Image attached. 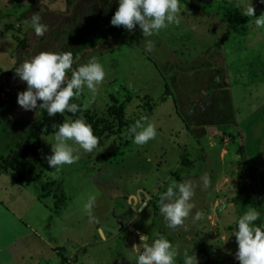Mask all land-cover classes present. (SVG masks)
I'll return each instance as SVG.
<instances>
[{"label": "rangeland", "instance_id": "obj_1", "mask_svg": "<svg viewBox=\"0 0 264 264\" xmlns=\"http://www.w3.org/2000/svg\"><path fill=\"white\" fill-rule=\"evenodd\" d=\"M224 1L243 6L237 18L248 17L249 0H179V23L148 37L154 43L148 52L140 31L125 40L114 36L116 0H0L3 97L25 90L14 71L41 52H70L73 68L95 58L105 71L94 97L85 89L72 100L99 139L92 153L73 145L79 159L54 171L45 159L52 134L44 135L35 155L25 159L23 186L11 167L1 169L0 264H136L141 234L149 244L164 235L177 248L176 264H183L185 251L198 264H238L232 232L243 213L232 200L243 184L264 210V26L258 28L254 18L237 30L236 22L222 20L221 8L229 6ZM250 4L256 17L264 14L260 0ZM36 13L48 26L39 37L31 23ZM8 25L14 26L10 32ZM15 110L0 119V163L40 115ZM137 121L156 129L144 145L128 135ZM183 155L191 168L182 165ZM204 173L207 186L200 180ZM185 181L194 182V208L182 225L169 229L159 194ZM48 182L55 184L46 192ZM141 190L143 199L135 196ZM89 196L95 198L91 218L83 210ZM132 197L137 206L147 204L137 216L124 208L128 200L134 208ZM196 211L202 218L193 222ZM114 216L130 220L127 226L137 233L127 227L102 236L101 227L120 229ZM198 243L206 254L198 253Z\"/></svg>", "mask_w": 264, "mask_h": 264}, {"label": "clouds", "instance_id": "obj_2", "mask_svg": "<svg viewBox=\"0 0 264 264\" xmlns=\"http://www.w3.org/2000/svg\"><path fill=\"white\" fill-rule=\"evenodd\" d=\"M260 2L264 3V0ZM116 3L118 7L110 19V25L122 26L128 32H132L138 26L145 38L144 47L148 52L154 49V43L147 39L148 37L171 24L179 23V0H116ZM244 15L254 17L258 28L264 26V14L256 17L250 0ZM31 23L38 37L48 31V26L41 22L39 13L32 15ZM73 63L70 52L59 54L41 52L22 63L14 71L26 84L25 90L18 92L16 98L18 106L23 110H35L36 113L43 111L49 117L65 112L73 115L81 112L75 120L68 119L55 125L56 131L52 134V141L47 142L51 145V155L46 156L45 159L48 167L57 172L62 166L72 165L79 159L78 150L73 145H78V148L85 153H92L99 143V139L93 134L92 126L83 118V109L77 103L70 101L74 97H80L85 89L94 97L98 86L105 78V71L95 58L75 68ZM128 135L132 138L133 144L144 145L155 138L156 129L151 123L144 124L137 121L129 127ZM200 180L204 186H207L209 183L207 173L202 174ZM193 195L192 181L173 182L166 191L159 194V212L169 229L182 225L189 217L194 208L191 202ZM94 201L95 198L89 196L83 205L84 212L90 218ZM201 218L202 213L199 211L192 215L193 222ZM259 218L260 213L250 207L236 221L232 235L237 245L235 259L238 264H264V224L257 226L254 223ZM148 239V236L139 235V247L143 250L136 257V264H176V257L179 255L177 248L164 235L157 234V238L150 244ZM183 264H198L195 254L185 251Z\"/></svg>", "mask_w": 264, "mask_h": 264}, {"label": "trees", "instance_id": "obj_3", "mask_svg": "<svg viewBox=\"0 0 264 264\" xmlns=\"http://www.w3.org/2000/svg\"><path fill=\"white\" fill-rule=\"evenodd\" d=\"M192 2H193V0H190V3H188V4H191ZM182 3L187 4L186 0H182ZM224 3L225 4L228 3L229 6L225 7V8H221V10L223 11L222 20L226 21L228 23H232V22L235 23L236 22L234 26L237 30L240 28L242 23H244L245 21H250L251 19H254V17H252V16L244 17L243 19H241V17L237 18L238 15L241 16V13H242L241 9L243 8V6H236L235 8H230V5L232 3H229L228 1H224ZM240 7H242V8H240ZM13 29H14L13 25L7 26L8 32L12 31ZM111 31L114 32V36L118 37V39L125 40L129 35L134 34V33H138L140 30L137 26L133 29L132 32H128L121 26V27H114V29ZM23 43H24V45H26V40ZM24 45H23V47H24ZM13 71L14 70H12V69L10 71H8V75H13L14 74ZM169 95H171V94H169ZM70 102H73V101H70ZM16 108L20 109V107L18 106V104L16 102L15 95L12 96V94L10 93V95H8L7 97H3L0 93V119L1 120H4L7 117L9 110H11L12 113H15ZM113 111L115 113L117 112V110L115 108H113ZM80 113L81 112H77L76 115H73L71 113L65 112L64 114H56L52 117H49L46 112L40 111L39 117H37L34 125H32L28 129L25 136L22 138L19 145L17 146V149L14 150L10 156L5 158V160L3 162L0 163V172H1V169H7L8 167H11L13 169L15 175H16V177L14 176V181L18 185L23 186L24 182H26V178L23 175V173L26 171V165H25L26 164L25 163L26 157H30L31 155H35L41 138L44 135L53 134L56 131L55 125H59L60 123L64 122L66 120L67 116L72 118L73 120H75L76 118H78L80 116ZM123 113L124 112L121 109V111L119 113L120 118H121V116H123ZM248 145L254 146V145H252V143H248ZM20 148H22L23 150H21ZM239 152L243 156L246 152V145L241 144L239 147ZM181 159L184 160L182 163L183 166H187V168H191V163L185 158L184 155L182 156ZM242 162L246 163V160H244ZM54 184H55V182H48L47 186H45L44 189L45 188L47 189V187H50L51 185L53 186ZM248 186L249 185L247 183L243 184L242 187H240L239 194L237 195L236 198H234L232 200V202L239 208V211L241 213L246 212L250 207L255 208L260 213V218L257 221H255L254 223L257 226H259L261 224H264L263 206L260 203L259 198L256 195L249 193V187ZM46 189H45V191L48 192V190H46ZM44 198H45V196H44ZM196 247H197V251L198 250L200 251L198 253L206 254L207 248L205 245H202V243H198V245H196ZM58 249L59 248H57V251H58ZM63 260H64V258H63Z\"/></svg>", "mask_w": 264, "mask_h": 264}, {"label": "water", "instance_id": "obj_4", "mask_svg": "<svg viewBox=\"0 0 264 264\" xmlns=\"http://www.w3.org/2000/svg\"><path fill=\"white\" fill-rule=\"evenodd\" d=\"M146 205L147 204L144 203L143 206H141V208L139 210H135L136 208H130L127 205V203L125 202V206H126L127 211L130 212L131 214H133L134 216H137L139 213H141L143 211V209L146 207ZM114 218H115L116 221H122L123 222L120 225V229L118 231H115V230L108 229L106 227H101L100 228V233H101L102 236L104 235V232H111L113 234H118V233H120L124 229V226L125 225H128V222H127L126 219H123L121 217H116V216H114ZM130 230L131 231L133 230V231H135L137 233V230H135L134 228H130ZM119 264H127V262L126 261H122Z\"/></svg>", "mask_w": 264, "mask_h": 264}, {"label": "flooded vegetation", "instance_id": "obj_5", "mask_svg": "<svg viewBox=\"0 0 264 264\" xmlns=\"http://www.w3.org/2000/svg\"><path fill=\"white\" fill-rule=\"evenodd\" d=\"M139 197H141V194L139 195H137V198H139ZM140 199V198H139ZM136 201H138V199H133V203L134 202H136ZM139 203V202H138ZM143 204L144 203H141V205L139 206H137V204L136 205H134V208H136L135 206H137V210H139L140 208H141V206H143ZM130 208H133V206H131V204H127ZM124 208L126 209V206H125V203H124ZM126 213H128V211H127V209H126ZM127 215V214H126ZM127 216H129V215H127ZM119 217H121V218H123V219H126V218H124V216H119ZM130 217V216H129ZM130 221V220H129ZM128 220H127V222H128V226H129V222ZM116 223H117V225H118V227L120 228V225H121V223H123L122 221H115ZM124 225V224H123ZM127 225H125L124 226V229L122 230V231H124V230H127L129 227H128ZM128 227V228H127ZM129 230H130V228H129Z\"/></svg>", "mask_w": 264, "mask_h": 264}, {"label": "crops", "instance_id": "obj_6", "mask_svg": "<svg viewBox=\"0 0 264 264\" xmlns=\"http://www.w3.org/2000/svg\"><path fill=\"white\" fill-rule=\"evenodd\" d=\"M112 38H113V37H112ZM139 193L142 194L141 196H142V199H143L144 192L141 190V191H139ZM137 195H138V194H137ZM137 195H135V196L137 197ZM144 197H145V196H144ZM132 199H135V197H132ZM127 203H128V204H131L132 202H131V200H128ZM135 204H136V202L133 203V205H135ZM27 228H28L29 230H32V227L29 228V226H27ZM99 230H100V229H99ZM38 237H39V236H38ZM37 241H38V240H37ZM54 247H55V246L52 247V250H54V252H57V249H54Z\"/></svg>", "mask_w": 264, "mask_h": 264}]
</instances>
